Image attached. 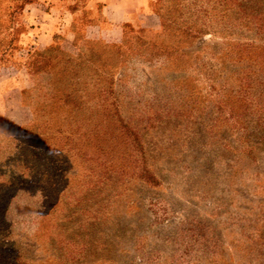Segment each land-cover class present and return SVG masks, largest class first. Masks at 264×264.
Returning a JSON list of instances; mask_svg holds the SVG:
<instances>
[{"label": "rangeland", "instance_id": "1", "mask_svg": "<svg viewBox=\"0 0 264 264\" xmlns=\"http://www.w3.org/2000/svg\"><path fill=\"white\" fill-rule=\"evenodd\" d=\"M72 1L0 0V264H264V72L234 51L262 34L233 12L264 0H148L79 49Z\"/></svg>", "mask_w": 264, "mask_h": 264}, {"label": "crops", "instance_id": "2", "mask_svg": "<svg viewBox=\"0 0 264 264\" xmlns=\"http://www.w3.org/2000/svg\"><path fill=\"white\" fill-rule=\"evenodd\" d=\"M73 5L68 10L69 25H74L76 30H71L76 48L89 40L101 41L106 44H115L121 40L123 25L127 22L136 26L152 28L156 25L157 17L148 9V0H73ZM95 9V20L84 23V7ZM143 14L146 20L138 19ZM76 24V25H75ZM83 28L82 35L79 29ZM15 90L20 94V89L11 84L10 79L0 81L1 102L20 105V99L12 102L8 92Z\"/></svg>", "mask_w": 264, "mask_h": 264}, {"label": "trees", "instance_id": "3", "mask_svg": "<svg viewBox=\"0 0 264 264\" xmlns=\"http://www.w3.org/2000/svg\"><path fill=\"white\" fill-rule=\"evenodd\" d=\"M232 1V0H231ZM234 3L236 0H233ZM233 6L234 12V21L236 26H240L241 28H245L246 30L253 31L255 34H262L258 37H254L252 40H247L245 42H240L238 46L234 49L237 53L236 57L238 59H245L247 62H251V64H255L259 66V70L264 72V1L260 3L258 6H252L249 8H242L240 6ZM201 33V31H200ZM258 39L262 40L260 43H256L255 41ZM251 72L247 74L248 76H244L241 86H239V94H234V99L238 102L248 101V91L251 86ZM260 113L264 114V107L261 108ZM138 146V142H136ZM128 146V145H126ZM93 153V152H91ZM82 154L86 155V151H83ZM93 155V154H91ZM100 158L102 157L105 162H108L110 165L114 167H119V163L113 160V158L108 154L104 148H101V151L97 154ZM120 170H124L123 166H120Z\"/></svg>", "mask_w": 264, "mask_h": 264}]
</instances>
